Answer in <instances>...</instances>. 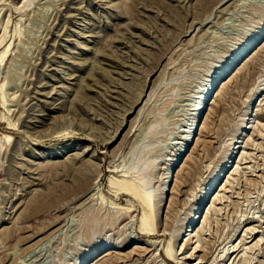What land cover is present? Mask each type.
<instances>
[{
    "label": "rangeland",
    "instance_id": "obj_1",
    "mask_svg": "<svg viewBox=\"0 0 264 264\" xmlns=\"http://www.w3.org/2000/svg\"><path fill=\"white\" fill-rule=\"evenodd\" d=\"M263 24L264 0H0V264H264V100L240 131L264 33L160 186L197 92Z\"/></svg>",
    "mask_w": 264,
    "mask_h": 264
},
{
    "label": "bare ground",
    "instance_id": "obj_2",
    "mask_svg": "<svg viewBox=\"0 0 264 264\" xmlns=\"http://www.w3.org/2000/svg\"><path fill=\"white\" fill-rule=\"evenodd\" d=\"M224 1V0H222ZM264 33V24L261 25V27L259 28V30L254 34V36L250 37L249 39L245 40L240 46H238V48H236L235 51H233L230 56L226 59L227 61L225 62V65L221 68V69H217L216 71H214L212 73V75L209 77V81L208 83L205 85V88H203L202 90L197 92V97L195 98V101L193 102V104L191 105V107L189 108L190 111H192V118L191 121L189 122L187 128H185L184 130H182V136L180 138V140L178 142H176L174 144V154L172 155V158L169 160V163L167 165V167L164 169V173H163V177L160 179V186H161V195H164L166 193L165 189L167 188V186L169 187V185L172 183L173 180L169 179V174L171 173L170 178H173V173L176 171L177 168H179L183 162H184V157L185 155L190 151V149L192 148L193 143H195L198 139V133L201 131L202 129V124H201V114L203 113V110L205 109V104H207L209 102L210 99V93L212 94V91H215V87L214 83H215V77H219L222 76L223 73L230 69V67L232 66V63L234 62V60L238 57V54L241 50L246 49L247 47H250L251 45H253L254 41L256 40L257 37H262V34ZM264 35V34H263ZM262 42V40L259 42V44ZM259 44H257L255 47H257ZM255 47L253 49H255ZM252 49V50H253ZM251 50V51H252ZM251 51L249 53H251ZM248 53V54H249ZM247 54V55H248ZM247 55L241 60L243 61ZM240 61V62H241ZM235 69V68H234ZM233 69V70H234ZM232 70V71H233ZM231 71V72H232ZM230 74H228L225 78L229 77ZM263 81L264 80H260L258 81V83L256 84V86L254 87V89H251L252 92L250 94V97L248 98L247 102L245 103L244 106V114H243V119L241 121L242 125H241V129L240 131H245L247 129H251L252 126H249L248 122H249V118H246L247 116H251L249 115L250 111L249 109H253V107L260 105L261 102L264 100L263 96H264V87L263 86ZM238 83V82H237ZM217 89V88H216ZM213 91V92H214ZM214 94V93H213ZM208 96H210L208 98ZM3 99V98H2ZM254 103V104H253ZM252 114V113H251ZM246 121V122H245ZM240 132L239 135L240 136H246L245 133ZM4 137V136H3ZM2 137V138H3ZM234 140V138H233ZM232 140V141H233ZM239 142L237 141H233L229 144L230 149H228V152L224 158V160L217 166V168L215 169L213 175L211 176L210 179L207 180L206 184L204 185V187L200 190L199 194L196 197V204H195V208H194V213L192 214V216L190 215L188 222L186 223V229L188 227H192L191 225L188 224H192L194 223V221L196 220L195 224H197L199 222V220L201 219L203 213H205V216L203 218V220H205L206 218H208L210 216V211L209 209H207L205 211V207L202 209L201 205H203L202 203L205 201L206 199V195L204 196L203 191L205 189L206 192L209 191L210 187L213 186L215 184V182H217L219 179V183L217 184L216 188L212 191L211 195L215 192V190L221 185V183L223 182V180L226 178L227 174L229 173V170L232 169L234 166V161L229 162L233 156V154L235 153L234 151L237 149H240V146H237ZM172 148V147H171ZM232 159H236V156L233 157ZM174 167V168H173ZM235 168H237V166H235ZM163 169V168H162ZM170 169L171 172H170ZM232 173V172H231ZM227 179H229V176H227ZM209 186V187H207ZM88 190V189H87ZM219 191H222V189H220ZM125 193V192H124ZM123 194V193H122ZM148 196L150 197L151 195L148 193ZM223 199V197H217L216 200H220ZM207 202V201H206ZM123 209L127 212L130 211V208H120ZM125 215V214H124ZM56 216V215H55ZM58 218L60 217V214L57 216ZM56 218V217H55ZM54 218V219H55ZM57 218V219H58ZM53 219V220H54ZM53 224V222H51ZM54 225V224H53ZM147 225V219L144 218L142 220V226L146 227ZM185 226V225H184ZM184 228V235L183 237H188L186 239V241H190L192 240V238H190V235L192 234L193 230L195 229L194 227L189 231L190 233L187 234V230H185ZM182 230V229H181ZM180 231V230H179ZM247 231V230H246ZM252 231V230H251ZM145 234H147V231H143ZM183 232V231H182ZM164 233V232H163ZM248 234H250V232H248ZM181 235V234H180ZM252 241V240H251ZM250 241V242H251ZM198 242V240H197ZM105 246V245H104ZM257 246V242H255V244L253 246H251L249 249H253L254 247ZM199 245H196L193 250L199 251L198 249ZM236 247V246H234ZM231 249V248H229ZM234 249V248H233ZM246 249V248H245ZM96 252L100 253V249L96 248L95 249ZM244 250V249H243ZM94 251L89 252L86 257H84L78 264H84L87 259V256L89 255L90 257H92ZM108 252L105 250L102 254ZM232 252V251H231ZM236 252V251H233ZM109 253L105 254L108 255ZM176 254V253H175ZM101 255V254H100ZM99 255V256H100ZM181 255V254H180ZM98 256V257H99ZM102 257H105L104 255L99 257L98 259H101ZM192 256H187L185 255L182 259L186 260V259H190ZM200 260V258H199ZM87 262V261H86ZM104 262L101 261L99 264H102ZM90 263V261H89ZM195 263V262H194ZM201 263V262H199ZM88 264V263H87ZM196 264V263H195Z\"/></svg>",
    "mask_w": 264,
    "mask_h": 264
},
{
    "label": "water",
    "instance_id": "obj_3",
    "mask_svg": "<svg viewBox=\"0 0 264 264\" xmlns=\"http://www.w3.org/2000/svg\"><path fill=\"white\" fill-rule=\"evenodd\" d=\"M260 37H257L256 40L254 41L253 45H251L250 47H247L244 50H241L238 54V57L234 60V62L232 63V66L230 67V69L226 70L222 76L219 77H215V83L214 86H216L220 81H222L223 79H225V77L230 74V72L237 66V64L248 54V51H251L255 45L259 42ZM213 86V87H214Z\"/></svg>",
    "mask_w": 264,
    "mask_h": 264
}]
</instances>
